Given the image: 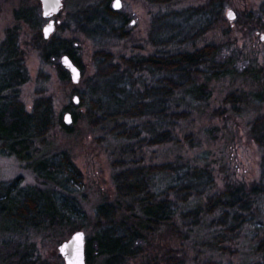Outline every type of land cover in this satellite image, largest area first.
<instances>
[{
    "label": "trees",
    "instance_id": "trees-1",
    "mask_svg": "<svg viewBox=\"0 0 264 264\" xmlns=\"http://www.w3.org/2000/svg\"><path fill=\"white\" fill-rule=\"evenodd\" d=\"M150 1L165 7L175 0ZM224 4L209 0L204 7L166 15L168 22L157 25L169 27V37L154 41L153 54L122 58L119 64L111 54H95L100 78L113 81L101 86L103 90L94 87L88 119L102 138H111L121 148L110 154L117 201L96 209L95 233L86 243L87 264L95 259L104 264H236V260L264 264V113L248 127L261 154L259 178L251 183L226 175L223 188L217 190L210 166L201 167L182 153L171 162H153L158 151L167 147L193 148L195 109L206 107L212 98L208 84L239 73V60L225 52L229 45L207 41L208 34L224 22ZM104 10L102 18L120 16L109 4ZM15 19L39 30L37 47L42 59L56 68L62 81L71 80L61 63L65 56L84 71L74 41L44 40L41 29L46 20L38 8L17 10ZM255 19L250 14L247 22L253 24ZM116 31L110 30L111 35L122 40L129 36ZM106 34L101 33L100 39ZM242 68L246 80L262 83L264 73L253 62ZM29 80L19 36L12 30L0 46V154L32 166L42 184L52 190L19 193L16 183L5 187L7 196L17 193L27 206L15 212L0 208V220L15 221L19 232L67 226H72V232L84 230L87 217L81 205L62 195L70 196L83 186L82 173L66 153L48 156L37 148L46 144L56 117L50 98L37 100L31 111L26 109L21 90ZM102 91L103 95L98 94ZM80 99L84 101L85 96ZM250 104L264 107V90L229 93L212 118H239ZM60 123L72 133L63 120ZM7 196L0 195V205ZM29 256L28 252L11 253L4 263L51 264L34 262Z\"/></svg>",
    "mask_w": 264,
    "mask_h": 264
},
{
    "label": "rangeland",
    "instance_id": "rangeland-1",
    "mask_svg": "<svg viewBox=\"0 0 264 264\" xmlns=\"http://www.w3.org/2000/svg\"><path fill=\"white\" fill-rule=\"evenodd\" d=\"M115 1L62 0L60 15L54 18L55 31L48 41L44 40L75 42L84 71L81 72L80 83L74 85L71 80L62 81L56 68L42 59L37 47L39 30L33 31L15 19V12L23 8L34 10L38 8L42 16L40 0H0V46L8 32L16 30L21 50L26 57L30 80L21 90L22 103L28 111H31L37 100L50 98L53 102L56 125L47 137L46 144H37V148L48 156L66 153L80 170L83 186L70 196L62 195L75 199L87 217L84 230L76 232H72V226L45 230L28 229L19 232V226L17 227L15 221L0 220V264H5V258L11 253L22 255L26 252L30 255L29 259L34 262L65 264L59 254V247L64 242L78 232L84 233L86 243L92 238L95 233L98 206L117 201L110 154L121 148V144L111 138H102V134L92 128L88 119L90 103L95 99L94 87L99 85L103 90L101 86L113 81L111 78H100L95 54L97 52L111 54L115 64H119L122 58H130L133 55L153 54L156 50L154 41L161 37L166 39L169 37L167 31L169 27L157 25L160 21L168 22L166 15L204 7L209 0H175L163 6L164 8L150 0H120L121 9L117 11L120 16L115 20L102 18L104 6L109 4L113 7ZM223 1L224 22L216 31L208 34L207 41H214L224 47L229 45L227 47L229 51L225 52L229 56L234 55L236 61L239 60V73L232 78L228 77L208 84L212 98L206 107L195 109L193 129L196 142L193 148L186 146L184 149L183 145L180 147L182 150L167 147L163 151H158L153 157L154 163L171 162L175 155L182 153L187 160L196 161L195 164H200L201 167L209 165L216 178L217 190L223 188L226 175H236L239 181L245 183H251L259 178L261 154L256 143L249 137L248 127L252 119L264 113V107L250 104L239 118H212L214 111L222 107V102L229 93L239 91L250 94L264 90V77L262 83L256 84L246 80L240 72L250 61L257 70L264 73V41H262L264 0ZM229 13L235 15L233 21L229 19ZM250 14L256 17L253 24L247 22ZM175 23L183 22L175 21ZM48 24L49 22L46 21L42 26L43 38L44 28ZM115 28L117 33H128L127 39L122 40L121 36H112L110 30ZM103 32L107 34L100 39V34ZM98 94L103 95V91ZM84 96V101H81L80 97ZM75 99H78V103H75ZM67 115H71V123L68 126L72 128L71 134L65 132L60 123L63 120L65 124ZM148 159H151L150 155ZM13 183L17 185L15 192L19 193H26L27 189L52 190L49 184H42L32 166L18 161L15 157L0 154V195L6 197L9 191L5 187H10ZM47 199L51 200L50 204H52L50 195ZM26 206V199L19 200L17 193H10L0 208L15 212L18 208ZM94 264H104V261L95 259ZM128 264L141 263L130 261ZM236 264L240 262L236 260Z\"/></svg>",
    "mask_w": 264,
    "mask_h": 264
},
{
    "label": "water",
    "instance_id": "water-1",
    "mask_svg": "<svg viewBox=\"0 0 264 264\" xmlns=\"http://www.w3.org/2000/svg\"><path fill=\"white\" fill-rule=\"evenodd\" d=\"M40 3L42 6L43 17L51 20L43 31L44 38L49 40L55 31V21L52 19L59 15L62 9V0H40ZM120 9L121 3L119 8L114 5V10L118 11ZM229 19L233 21L235 19V15L231 13V15H229ZM262 41H264V36H262ZM62 66L70 72L72 83L74 85H78L81 80L80 69L75 66L71 59L67 56L62 59ZM75 103H78V99H75ZM70 123L71 115H67L65 117V124L69 126ZM59 254L64 259L65 264H87L86 239L84 233L78 232L74 234L71 239L64 242L59 247Z\"/></svg>",
    "mask_w": 264,
    "mask_h": 264
},
{
    "label": "snow or ice",
    "instance_id": "snow-or-ice-1",
    "mask_svg": "<svg viewBox=\"0 0 264 264\" xmlns=\"http://www.w3.org/2000/svg\"><path fill=\"white\" fill-rule=\"evenodd\" d=\"M115 7H117V8H119V7H120L119 0H116ZM229 15H231V13H229Z\"/></svg>",
    "mask_w": 264,
    "mask_h": 264
}]
</instances>
